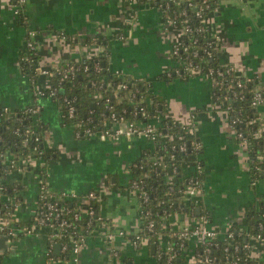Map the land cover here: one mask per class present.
Segmentation results:
<instances>
[{"label":"crops","instance_id":"obj_1","mask_svg":"<svg viewBox=\"0 0 264 264\" xmlns=\"http://www.w3.org/2000/svg\"><path fill=\"white\" fill-rule=\"evenodd\" d=\"M23 6L30 28L38 30V68L98 54L101 47L87 42L95 38L114 70L152 83L155 94L165 100V118L192 126L201 142L199 158L204 164L200 205L197 215L175 212L163 219L167 232L161 237L162 244L170 242L172 231L194 225L204 211L211 214L210 225L222 231L234 222L246 225V210L264 202V167L255 170L248 147L231 127L230 114L215 103L214 80L204 74L175 72L169 81L158 78L177 68L171 49L180 31L165 27L156 5L150 0H26ZM208 26L218 38L223 61L264 85V0H219ZM27 37L28 27L19 21L14 0H0V107L41 104L47 122L45 140L53 150L45 170L42 160L34 159L29 169L10 173L11 180L21 181L16 219H30L42 184L68 194L96 190L102 199V218L86 238L78 264H159L156 247L153 250L146 242L136 246L128 238L144 228L140 198L131 186L133 167L146 158L154 143L142 136L101 139L97 133L78 135L74 124L64 123L62 105L50 94L36 93V86L47 90L50 78L40 72L32 87L24 73ZM259 110L264 126V103ZM185 166L186 174H192V162ZM167 180L176 182V174L170 171ZM110 232L115 234L113 244L106 238ZM197 242L195 237L187 240L186 255L182 253L176 264L193 263ZM49 243L43 230L16 235L7 242L3 264H73L56 243L50 255ZM252 246L254 256L264 261V241L255 239Z\"/></svg>","mask_w":264,"mask_h":264},{"label":"trees","instance_id":"obj_2","mask_svg":"<svg viewBox=\"0 0 264 264\" xmlns=\"http://www.w3.org/2000/svg\"><path fill=\"white\" fill-rule=\"evenodd\" d=\"M19 21L22 24H26L28 29L30 28L24 6L21 7L19 14ZM211 40L210 37L207 38ZM93 38H88L87 42H91ZM204 42H199V47ZM32 59L37 57V54L28 49L27 52ZM206 57L201 50L196 58L197 60H203ZM89 65L88 69L84 68V60L74 62L78 68L77 73L74 77H68L61 80V74L56 73L50 76V88H47L45 94H50L51 87L57 86V93L51 95L58 103H60L63 121L64 123H82L76 129L80 131V136H84L85 128L90 127L94 132H98L100 128L106 127L107 124L111 125V116L113 112L123 114L128 120H143L142 115L137 113L135 115V108L137 102L145 104L150 112H155V103L159 102L162 104V111L165 109V100L155 94L152 89V83L147 78H132L128 74H118L109 65L108 55L100 53L93 56L92 59H86ZM204 61V60H203ZM99 62L102 66L101 70L98 71L95 68V63ZM228 62L223 61L220 51L218 48L214 49L213 56L204 61L207 67H223ZM24 73L28 75L32 82V87H35L38 83L39 73L36 70L33 61H22ZM159 79L170 80L173 76L169 77L165 72L158 76ZM226 82L235 84L231 81L230 77H224ZM247 80L248 86L241 91L244 94L241 98H227L225 104H231L233 110L230 112V118L239 115L241 120L236 125L238 130H243L248 139V151L251 159L252 166L260 165V169L255 168L259 172L264 167V161H261V157H264V127L263 123L257 121L258 117H261L259 107H255L252 104V89L255 86L253 78L248 76L242 77ZM122 80L127 81L126 88H119V84ZM224 85H227L226 83ZM227 86L218 88L216 91H223V93H229L226 89ZM138 88V92L135 97L132 96L134 90ZM238 89V88H237ZM44 94V95H45ZM67 96L75 98V116L70 117L68 113V106L63 98ZM109 98V102L107 100ZM150 98L153 99V104L150 102ZM108 104L111 108H108ZM36 104L28 105L24 108L9 109L0 107V184L4 185V188H0V218L11 217L17 204L19 203L20 195V180L8 179L7 173L14 171L18 166H22L24 170L31 167V161H26L27 157L35 156L41 158L43 167L45 170L48 166V162L51 159L52 149L49 148L45 140V131L47 128V122L42 117L41 109L36 114L32 111ZM172 122V127L168 130L175 132L177 137L172 141L168 142V146L164 147L161 143L155 144L153 149H150L146 153V158H142L137 166L133 167V179H139L146 187L149 192V201L143 205L144 208V228L141 230V235L145 238V241L149 245H155L156 257L159 258V264H176L179 258L182 259L181 255L184 254L186 243L184 247L180 249V240L177 237H171V242L177 251L175 257L168 262L170 253L167 247L162 244L161 237L167 232L165 226L162 225L163 217L172 212H195L197 215V207L194 202H184L182 189L185 187L188 175L186 174L185 164L191 161V158L195 154L194 151H181L173 150L171 148L172 143H180L185 138L189 141L192 134L182 136L187 131L181 126L178 121L167 119ZM36 127L37 132L31 133V129ZM262 131L261 136L259 131ZM39 135L40 139L36 140L35 136ZM258 135V136H257ZM183 137V138H181ZM239 139V138H238ZM240 141V139H239ZM34 146H38V150H34ZM174 153L175 158L171 159L170 154ZM164 156L166 166L158 165L155 163L156 159L160 156ZM12 161L16 164L12 165ZM172 163L177 165L175 174L177 181L170 183L167 180V175L172 169ZM46 175V173H45ZM44 175V176H45ZM205 175H202L204 180ZM46 194L49 192L46 191ZM59 199V198H58ZM61 204L70 209L66 212V216L72 219V213L79 211L81 214L78 220L75 222L78 224V230L81 228L83 232H88L89 228H93L96 225L97 219L100 214V203L101 200L92 199L87 202H77L76 199H70L63 197L59 199ZM90 206L96 208V214L90 216L85 214L86 209ZM206 213L209 219L211 214L207 211L201 212ZM200 214V213H199ZM246 225L240 226L237 222L232 223L226 231H221L220 228L218 236L211 240V251L206 252V247L199 242L196 243L197 261L195 264H205L201 261L208 254L211 258V264H234V259L240 257L239 262L236 264H264L263 260L252 257V248H247L246 245L249 243L253 245V238L260 233L264 236V202H258V204L249 207L245 212ZM92 219V225L88 224V221ZM150 221H154L152 228L148 227ZM29 224L28 221L25 222ZM233 231L234 235L228 237L227 233ZM6 234L0 232V237ZM18 235H22L19 233ZM17 235V236H18ZM6 242L12 240V236L7 235ZM133 240L134 236L128 237ZM51 242V240H50ZM143 244V243H142ZM235 244L239 245V249H235ZM54 245V243H53ZM52 245V246H53ZM228 247V249H225ZM253 247V246H251ZM186 255V253H185ZM63 257L68 259L66 254H62ZM3 250L0 249V264H3ZM122 264V263H116Z\"/></svg>","mask_w":264,"mask_h":264},{"label":"built area","instance_id":"obj_3","mask_svg":"<svg viewBox=\"0 0 264 264\" xmlns=\"http://www.w3.org/2000/svg\"><path fill=\"white\" fill-rule=\"evenodd\" d=\"M219 0H150L153 5H156L161 11L164 18L165 27L168 28H178L180 31V35L176 40L173 42V46L171 49V54L174 58L178 61L177 68L174 71L167 70L164 71L167 76L171 77L173 72L182 74V75H193V74H204L215 81V93H214V100L215 103L219 105L221 109H224L230 114L231 110H233V106L231 104H225V99L227 98H241L244 96L243 90L248 86L247 80H244L242 77L244 75L239 74L236 71V68L233 64L226 63L225 66L220 67H207L204 64L205 60L213 56L214 49H219V41L217 36L210 32V28L208 26V17L210 13L216 8ZM26 0H14L15 12L19 14L21 7L25 4ZM38 30L36 28H29L28 29V37L26 40V53L23 57V60L26 61H33L38 73L42 72L46 74L49 78L56 73L61 74V80L68 77H74L77 73L79 67L75 65L74 62L84 60V68L88 69L89 65L86 59H92L93 56H96L100 53H105L103 50L102 45L99 43L98 40L95 38L91 41L95 45H98L100 48V52L98 54L84 57L81 60H67L64 62H60L59 64L49 67L40 69L37 66V61L40 56V48L37 44ZM210 37L211 40L207 38ZM199 42H204V44L199 47ZM28 49L32 50L33 53L37 54V57L32 59L31 56L27 53ZM200 50L206 54V57L203 60H197L196 58L199 55ZM96 70L100 71L102 66L99 62L95 63ZM115 72L118 74H122L120 70H116ZM230 77L231 81H234L235 84L226 82L224 77ZM255 81V86L252 89V104L255 107H259L262 103H264V85L263 83L254 77H251ZM228 83L227 85H224ZM37 85V84H36ZM50 88V80L49 84L47 85ZM223 86H227L226 89L229 90V93H223V91H216L218 88ZM127 81L122 80L119 84V88H126ZM57 86L51 87L50 95L57 93ZM238 88V89H237ZM36 90L39 95H44L45 91L43 88H39L36 86ZM138 92V88L134 90L132 96L135 97ZM63 100L66 102L68 106V113L70 117L75 116V98H70L65 96ZM108 102L110 101L107 98ZM150 102L153 104V99L150 98ZM165 104V103H164ZM155 112H150L145 104H140L137 102L135 108V115L139 113L143 116V118L148 119L147 121L143 120H128L123 114H118L116 112L112 113L111 116V125L106 127L100 128L98 132H94L90 127L85 128V133H97L101 139L107 138H120L122 135L128 136H142L146 139H149L155 144L161 143L164 147H167L169 144L168 142L172 141L177 137L175 132L172 130H168L172 127V122L167 120L163 116L162 111V104L156 102L155 104ZM108 108H111V105H107ZM166 107V105H165ZM41 109V104L36 103L35 107L32 109L34 114H36ZM257 121L262 122V118L258 117ZM242 121L239 115L234 116L232 119L230 118L231 127L234 130L235 135L240 139V143L242 145H248V139L246 134L243 130H238L236 125L238 122ZM82 123H76L75 131L78 135H80V131L76 129ZM183 128L187 131V133L183 134L182 136H187L188 134H192V137L189 141L186 138L181 141L180 143H172L171 148L173 150H181V151H194L195 154L191 158L194 170L192 174L188 175V180L185 187L182 189L183 192V200L184 202L190 203L194 202L196 206L200 205V196L203 190L204 180L202 179V175L204 174V164L202 160L199 158V151L201 149V142L200 140L195 137L192 131V126L188 124L180 123ZM264 127V126H263ZM37 132L36 127L31 129V133ZM260 135L262 131H259ZM257 135V136H258ZM183 138V137H181ZM35 139H40L39 135L35 136ZM34 150H38V146L33 147ZM2 154L0 153V158ZM170 158L174 159L175 154L171 153ZM34 159H39L35 156L27 157L26 161H34ZM164 156L160 155L155 163L158 165L166 166L164 161ZM261 161H264V157H261ZM189 162V161H188ZM16 164L12 161V165ZM254 166V165H253ZM171 171L174 172L178 168L175 163H172ZM257 169H260V165L254 166ZM24 169L22 166H18L14 171H23ZM13 171H9L7 173L8 179H10L9 175ZM174 183V182H170ZM131 186L134 191L137 193L138 197L140 198L141 202V212L144 216V208L143 205L149 201V192L146 189L145 185L139 179H132ZM0 188H4V185L0 184ZM41 194L38 198L36 209L34 210L33 214L31 215L30 219L27 220L29 224L25 222H19L16 217L15 213L11 217H2L0 218V232L10 235L12 237L18 235L19 233L22 234H29L35 233L37 230H43L51 240L49 243V253L51 255L53 251V247L55 243L59 242L62 250V254H66L68 259L72 261L73 264H78L80 258V252L84 242L88 235L92 232L93 228H89L88 232H83L82 228L78 230V224L75 220L80 218V212L75 211L72 213V219L66 216V212H69L70 209L61 204L60 198L68 197L70 199H76L77 202H87L91 201L92 199L100 200L101 195L96 190H90L86 194L77 195L75 192L73 193H66L60 190L52 191L47 185H41ZM46 191L49 194H46ZM59 198V199H58ZM175 213V212H172ZM172 213L167 214L163 217V219ZM87 215H94L96 214V208L90 206L86 209ZM197 222L194 225H189L183 227L181 230H175L171 232V237H177L180 240V249L184 247L186 240L190 239L191 237H195L198 239L200 244L205 245L206 247L204 250L206 252L211 251V240L218 236L219 230L214 228L210 225V219L206 213L198 214ZM102 217L99 216L97 221L100 220ZM92 219L88 221L89 225H92ZM162 225L164 227V223L162 220ZM154 226V221H150L148 227L152 228ZM166 228V227H165ZM227 230V229H226ZM225 230V231H226ZM222 231V230H221ZM120 234H123V231H120ZM234 235L233 231H229L227 233L228 237H232ZM134 238L131 240L136 246L142 245V243L146 242L145 238L142 237L141 233L138 232L133 234ZM115 234L110 232L107 234L106 238L110 244H113ZM261 240L264 241V236L258 233L254 238V240ZM54 243V245H53ZM147 243V242H146ZM53 245V246H52ZM168 252H171L168 258V262L171 261L177 251L173 246L171 240L169 243L164 244ZM251 245L248 243L246 245L247 248H252ZM235 249H239V245L235 244ZM225 249H228L226 247ZM118 249H114V255H118ZM197 253L195 252V256L193 258V263L195 264L197 261ZM255 257L254 254L251 255ZM240 257L234 259V264L239 262ZM201 261L205 264H211L212 258L206 254L204 258H201ZM248 264V263H245Z\"/></svg>","mask_w":264,"mask_h":264},{"label":"water","instance_id":"obj_4","mask_svg":"<svg viewBox=\"0 0 264 264\" xmlns=\"http://www.w3.org/2000/svg\"><path fill=\"white\" fill-rule=\"evenodd\" d=\"M7 238H8L7 235H4V236L0 237V249H2L3 251L7 250V248H8V244L6 242ZM56 246H57V248H59L60 247V243L57 242ZM154 248H155V245H153V250H154Z\"/></svg>","mask_w":264,"mask_h":264}]
</instances>
